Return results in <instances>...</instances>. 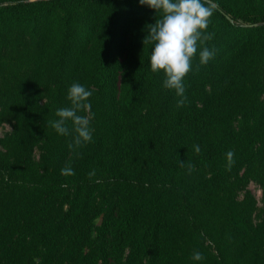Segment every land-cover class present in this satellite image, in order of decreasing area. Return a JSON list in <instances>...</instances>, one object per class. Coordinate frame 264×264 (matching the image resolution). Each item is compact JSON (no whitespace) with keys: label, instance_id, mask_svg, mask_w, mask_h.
Returning <instances> with one entry per match:
<instances>
[{"label":"trees","instance_id":"1","mask_svg":"<svg viewBox=\"0 0 264 264\" xmlns=\"http://www.w3.org/2000/svg\"><path fill=\"white\" fill-rule=\"evenodd\" d=\"M206 6L178 106L139 0H0V264H264V0ZM77 82L93 132L70 149L49 122Z\"/></svg>","mask_w":264,"mask_h":264},{"label":"clouds","instance_id":"2","mask_svg":"<svg viewBox=\"0 0 264 264\" xmlns=\"http://www.w3.org/2000/svg\"><path fill=\"white\" fill-rule=\"evenodd\" d=\"M141 6H147L156 14H161L160 19L151 25H147L148 35L142 43L153 44L150 62L151 70L158 72L163 70L166 79L164 87L174 89L182 99L178 106L185 102L184 78L191 69L190 61L196 55L199 45L211 40L213 34L206 33L209 27L210 17L213 15L211 6H206V0H139ZM199 42V43H198ZM214 51L207 47L199 52L200 63L207 64L214 58ZM92 93L80 83H73L68 91V100L71 107L58 109L55 121H50V126L63 136H70L75 133L69 148L80 147L92 141L93 130L90 127V119L87 115H80L79 112H87L91 108L90 97ZM72 123V129L68 122ZM195 151L200 152V147L195 146ZM234 153L229 151L227 157L233 162ZM185 166V162L180 161ZM189 171L194 170L193 165H187ZM61 175H74L70 167L61 169ZM95 175L94 172L90 176ZM192 258L196 261L204 257L200 252H194Z\"/></svg>","mask_w":264,"mask_h":264},{"label":"rangeland","instance_id":"3","mask_svg":"<svg viewBox=\"0 0 264 264\" xmlns=\"http://www.w3.org/2000/svg\"><path fill=\"white\" fill-rule=\"evenodd\" d=\"M11 131V126L8 123H4L0 126V134L1 135H5L7 133H9ZM249 189L251 190V192L256 196L257 200L259 201V208L262 209L263 208V204H262V190L261 188L258 186V184L252 182L250 184Z\"/></svg>","mask_w":264,"mask_h":264}]
</instances>
